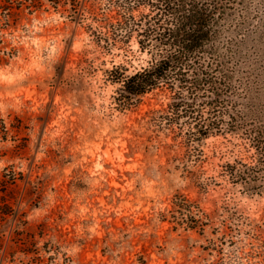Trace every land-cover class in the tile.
<instances>
[{
    "label": "rangeland",
    "instance_id": "obj_1",
    "mask_svg": "<svg viewBox=\"0 0 264 264\" xmlns=\"http://www.w3.org/2000/svg\"><path fill=\"white\" fill-rule=\"evenodd\" d=\"M59 1L0 29V264H264V154L250 134L264 130V0L229 10L230 130L191 145L164 119L169 90L120 106L107 69L151 56L135 34L98 44L89 6L105 0ZM236 161L259 178L224 177ZM180 193L209 214L203 229L179 222Z\"/></svg>",
    "mask_w": 264,
    "mask_h": 264
},
{
    "label": "trees",
    "instance_id": "obj_2",
    "mask_svg": "<svg viewBox=\"0 0 264 264\" xmlns=\"http://www.w3.org/2000/svg\"><path fill=\"white\" fill-rule=\"evenodd\" d=\"M49 1L60 5L59 0ZM232 2L105 0L100 13L96 4L90 2L91 18L98 22L91 31L98 44L109 48L119 41H128L135 34L140 48L151 56L147 65L131 74H126L121 64L107 69L109 78L121 83L120 106L133 105L149 91L167 89L170 100L164 119L171 130L178 124L174 136L181 138V142L191 145L211 133L230 130V118H235L230 93L236 69L231 65L232 52L225 29ZM43 3V0H0V29L12 25L20 8L33 10ZM6 62L7 58L0 55V64ZM252 132L257 149L264 154V130L252 128L251 135ZM222 167V175L237 182H248L260 176L258 165L236 161ZM16 180L14 172L4 179L5 182ZM27 182L33 184L35 180L29 178ZM174 202L176 210L183 214L179 222L186 221L191 228H204L207 223L204 216L209 218V214L203 212L205 215L201 216L199 205L181 193ZM194 207L197 213L193 212ZM1 209L4 214L9 213L8 209Z\"/></svg>",
    "mask_w": 264,
    "mask_h": 264
}]
</instances>
